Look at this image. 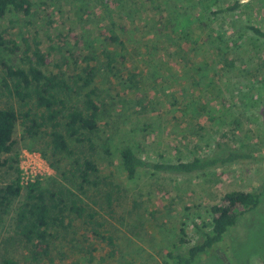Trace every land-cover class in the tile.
Returning <instances> with one entry per match:
<instances>
[{
	"label": "rangeland",
	"instance_id": "obj_1",
	"mask_svg": "<svg viewBox=\"0 0 264 264\" xmlns=\"http://www.w3.org/2000/svg\"><path fill=\"white\" fill-rule=\"evenodd\" d=\"M31 1L29 16L0 18V34L18 46L15 53L0 50L9 64L26 68L38 63L39 47L50 61L46 73L61 70L72 85L83 76L85 62L94 68V98L103 105L96 158L107 168L102 184L84 199L102 225L97 230L113 237L114 246L96 237L85 219L68 214L65 226L53 230L50 255L34 259L19 229L24 189L8 205L0 204V264H173L168 253H185L200 239L199 228L225 194L256 192L264 184V38L251 29L264 32V0ZM111 34L117 40L108 45ZM2 78L0 107L27 110ZM47 143L48 135L29 137L20 121L13 148L2 157V187L20 178L24 188L36 179L53 191L74 188L78 180H65L42 155ZM70 143L80 150V143ZM125 145L153 163L229 151L250 158L205 173L146 169L130 181L120 161ZM27 154L40 155L43 174L25 170ZM49 157L62 170L70 162L64 155ZM109 191L113 212L106 206ZM182 227L189 245H179ZM194 264H264V196Z\"/></svg>",
	"mask_w": 264,
	"mask_h": 264
},
{
	"label": "trees",
	"instance_id": "obj_2",
	"mask_svg": "<svg viewBox=\"0 0 264 264\" xmlns=\"http://www.w3.org/2000/svg\"><path fill=\"white\" fill-rule=\"evenodd\" d=\"M32 7L31 0H0V18H5L9 14L29 16ZM251 29L264 38L263 31L254 27ZM7 37L5 33L0 34V48L15 53L18 46L14 40ZM116 40L117 38L111 34L107 44L113 45ZM41 52L39 47L34 51L37 64L22 68L9 64L0 50V75H3V87L24 107H28L25 111H18L13 106L0 107V168L6 164L2 157L11 152L16 126L22 121L29 137L48 135L49 143L46 149H43L42 155L65 180L76 179L78 183L74 188L64 187L53 191L43 188L39 179L30 182L24 188L21 179L18 178L2 187L0 176V204L8 205L13 198L21 196L23 190L27 189L26 202L19 211L18 222L21 234L28 246L30 245L29 249L34 259L50 255L53 230L65 226L68 214L85 219L87 225L93 228L92 233L96 237L114 246L113 237H108L97 230L102 225L96 220L97 214L89 212L84 199L93 186L102 184L100 177H104L102 174L107 168L106 163L98 162L96 158L98 146L94 136L100 132V112L103 105L100 104L101 100L94 98L93 85L96 77L94 68L89 62H85L83 76L79 75V79L72 85L61 70L46 73L44 68L50 67V61ZM107 57L111 59L110 54H107ZM85 59L93 61L90 58ZM80 82L83 84L80 85ZM73 97H80L76 104L71 103ZM34 109L41 111L39 117ZM47 129L49 132H45ZM72 140L81 144L79 151L71 145ZM82 145L87 146V150L83 149ZM104 151L110 154L108 146H104ZM58 155H64L70 160L64 170L58 162L49 157L54 158ZM249 158L247 154L229 151L210 159L197 157L186 162L153 163L140 157L129 145L120 149V161L127 180L130 181H135L139 173L146 169L171 174L205 173L209 169ZM15 163L18 164V161ZM263 196L264 184L256 192L236 190L225 194L219 203L212 206L210 221L199 228L201 235L197 242L189 245L190 242L184 238L185 228L180 229L179 245L189 246L185 253L169 252V259L173 264H194L202 254L224 241L226 234L237 224L240 216L258 208ZM114 203L112 191L107 192L106 206L110 212L114 211ZM7 263L13 264L11 261Z\"/></svg>",
	"mask_w": 264,
	"mask_h": 264
},
{
	"label": "built area",
	"instance_id": "obj_3",
	"mask_svg": "<svg viewBox=\"0 0 264 264\" xmlns=\"http://www.w3.org/2000/svg\"><path fill=\"white\" fill-rule=\"evenodd\" d=\"M26 158H27V165L28 167L25 169L31 176H35L36 173H39V174H43L44 173V169L42 168V159L40 157V155H37V154H27L26 155ZM42 169V170H41ZM43 171V173H42ZM31 176H26V177H23V179L25 181H29V178Z\"/></svg>",
	"mask_w": 264,
	"mask_h": 264
}]
</instances>
